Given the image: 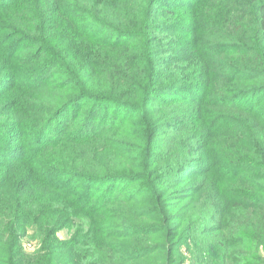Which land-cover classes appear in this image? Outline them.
I'll return each instance as SVG.
<instances>
[{
	"label": "trees",
	"instance_id": "trees-1",
	"mask_svg": "<svg viewBox=\"0 0 264 264\" xmlns=\"http://www.w3.org/2000/svg\"><path fill=\"white\" fill-rule=\"evenodd\" d=\"M185 263L264 264V0H0V264Z\"/></svg>",
	"mask_w": 264,
	"mask_h": 264
},
{
	"label": "rangeland",
	"instance_id": "rangeland-1",
	"mask_svg": "<svg viewBox=\"0 0 264 264\" xmlns=\"http://www.w3.org/2000/svg\"><path fill=\"white\" fill-rule=\"evenodd\" d=\"M167 39H171V45L170 47H173L175 50L172 51V55H175V60H177V64L179 65L180 61L178 59H181L185 61V65H188L189 63L191 65H195V53L193 52V45L192 40L188 36H183L180 32L173 33L170 38L167 37ZM175 53V54H174ZM68 236L67 230H61L58 233V237L60 240L66 239ZM37 239L34 237V232L32 230H28V234L21 239L20 244L23 251L26 253H32L38 249ZM188 264V263H185Z\"/></svg>",
	"mask_w": 264,
	"mask_h": 264
}]
</instances>
